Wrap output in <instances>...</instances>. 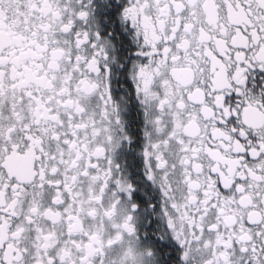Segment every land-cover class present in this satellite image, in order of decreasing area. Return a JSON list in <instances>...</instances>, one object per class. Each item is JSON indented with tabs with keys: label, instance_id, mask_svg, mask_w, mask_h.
Returning a JSON list of instances; mask_svg holds the SVG:
<instances>
[{
	"label": "snow or ice",
	"instance_id": "1",
	"mask_svg": "<svg viewBox=\"0 0 264 264\" xmlns=\"http://www.w3.org/2000/svg\"><path fill=\"white\" fill-rule=\"evenodd\" d=\"M0 264H264V0H0Z\"/></svg>",
	"mask_w": 264,
	"mask_h": 264
}]
</instances>
